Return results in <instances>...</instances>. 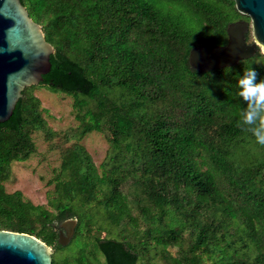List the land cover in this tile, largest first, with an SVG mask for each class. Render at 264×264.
I'll use <instances>...</instances> for the list:
<instances>
[{
    "label": "trees",
    "instance_id": "16d2710c",
    "mask_svg": "<svg viewBox=\"0 0 264 264\" xmlns=\"http://www.w3.org/2000/svg\"><path fill=\"white\" fill-rule=\"evenodd\" d=\"M20 1L54 48L40 85L77 98L82 136L108 131L110 168L98 171L76 143L47 206L7 193L12 163L35 153L32 134L46 128L39 100L23 91L0 124V230L53 247V223L76 219L73 238L90 242L101 209L108 232L126 224L140 241L96 238L73 264H99L95 253L139 264L152 251L167 264H264V144L243 124L238 85L250 69L264 79V55L208 72L187 62L192 47L225 45L227 25L248 19L234 1ZM129 181L138 218L122 191Z\"/></svg>",
    "mask_w": 264,
    "mask_h": 264
},
{
    "label": "water",
    "instance_id": "95a60500",
    "mask_svg": "<svg viewBox=\"0 0 264 264\" xmlns=\"http://www.w3.org/2000/svg\"><path fill=\"white\" fill-rule=\"evenodd\" d=\"M237 12L250 19L253 43L247 44V23L236 21L226 27L225 45L203 44L190 49L191 70L208 72L237 65L264 54V0H233ZM54 48L45 40L20 0H0V124L12 115L26 88L43 83L51 68ZM76 219L61 224L58 244L65 246L74 235ZM0 264H52V250L35 236L0 230Z\"/></svg>",
    "mask_w": 264,
    "mask_h": 264
},
{
    "label": "rangeland",
    "instance_id": "374dc122",
    "mask_svg": "<svg viewBox=\"0 0 264 264\" xmlns=\"http://www.w3.org/2000/svg\"><path fill=\"white\" fill-rule=\"evenodd\" d=\"M239 21L247 23V29L244 33L246 43H253L250 19ZM247 35L248 39H246ZM258 52L264 55L261 50H257ZM24 92L39 100V108L42 110V118L45 121V129H48V133L45 132V129L33 132L32 140L36 148L35 153L25 162L12 163L11 173L9 178L4 182V187L7 193L20 191L34 205L47 206L48 193L54 189V184L50 182L60 172L62 154L74 144L77 143L84 148L98 171H100L101 164H105L106 167L110 168V161L108 159L111 149L108 139L109 133L107 130H104L103 132L93 131L84 136L80 134V114L76 107L77 98L72 94L52 91L44 85L36 86L33 89L31 87L26 88ZM78 100H81V98L78 97ZM135 190L131 181L124 183V187L122 188L123 193L131 201L129 206H131L133 216L136 217L138 216V210L133 206ZM103 214V211L100 209V212L95 215L98 218L97 221L100 226L103 228L100 229L101 231H97L98 229L91 230L89 233L92 237L90 242L87 241V238L76 235L70 239L67 245H59L58 237L59 233L63 231L61 224L64 221L62 223L54 222L52 226L57 232L56 245L60 246V249L57 246L50 247L52 250V264H73L75 256L77 257L80 251L86 249V244H88L86 251H89L96 238L121 239L125 235L130 242L140 241L141 238L139 239V236L135 238L131 236V230L126 224L123 225L125 226V233L123 234L121 233L122 226H120V229L113 230L112 228L114 227H112L111 232H108L107 229L110 227L106 223H102ZM177 252L178 247L169 249V253L172 256H176ZM95 255L98 258V263L103 264L102 256L98 253H95ZM148 256L149 258H140L139 264H167L161 255L155 257L153 251Z\"/></svg>",
    "mask_w": 264,
    "mask_h": 264
},
{
    "label": "clouds",
    "instance_id": "9594fccd",
    "mask_svg": "<svg viewBox=\"0 0 264 264\" xmlns=\"http://www.w3.org/2000/svg\"><path fill=\"white\" fill-rule=\"evenodd\" d=\"M239 95L245 104L241 110L243 124L253 126L251 131L257 142L264 144V79L258 80L250 69L238 81Z\"/></svg>",
    "mask_w": 264,
    "mask_h": 264
}]
</instances>
